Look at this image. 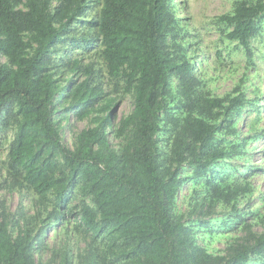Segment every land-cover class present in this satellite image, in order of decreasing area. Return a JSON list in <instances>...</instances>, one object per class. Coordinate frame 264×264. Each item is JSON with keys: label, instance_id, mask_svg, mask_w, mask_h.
I'll return each mask as SVG.
<instances>
[{"label": "trees", "instance_id": "obj_1", "mask_svg": "<svg viewBox=\"0 0 264 264\" xmlns=\"http://www.w3.org/2000/svg\"><path fill=\"white\" fill-rule=\"evenodd\" d=\"M176 7L0 0V196H19L13 212L0 198V264H264V196L242 206L264 172L251 162L263 99L248 89L264 0L216 18L245 59L221 95ZM72 112L89 125L69 146Z\"/></svg>", "mask_w": 264, "mask_h": 264}, {"label": "rangeland", "instance_id": "obj_2", "mask_svg": "<svg viewBox=\"0 0 264 264\" xmlns=\"http://www.w3.org/2000/svg\"><path fill=\"white\" fill-rule=\"evenodd\" d=\"M177 4V11L179 16L184 19L183 24H186L190 30L193 38L200 43V52L197 53V57L206 59L204 64L205 70L214 77L211 85L215 89L216 94H223L233 88L235 84L238 83L240 77L242 76L245 69V59L242 53L236 52V44L228 42L218 30L219 26L216 24V18L220 15L228 13L232 10L233 2L235 0H175ZM197 37V39L195 38ZM223 39V40H222ZM254 49V60L256 63L255 70L249 71L250 82L254 87H249V91L254 88L259 89L260 97L263 99L260 106L259 114V126L264 130V31L263 36L259 39L254 40L251 43ZM226 51L230 52V56H227ZM221 52V60H217V53ZM219 62L220 64H218ZM197 69L199 64L196 65ZM105 86V81L103 80ZM247 85H250L249 83ZM250 94V92H249ZM133 106L131 99L125 97L118 103L115 107V121L128 114L132 110ZM254 113L250 114L253 117ZM88 120L79 121L75 118L73 112L69 116V122L65 124L63 134L65 142L71 146L73 140L77 133L88 126ZM252 154L251 162L258 168L264 169V137L260 138L255 144V148ZM258 174L253 176V183L257 185L258 190L254 194V197L250 200V203H243V208L252 209L260 207L259 196L262 194L264 196V172L260 169H256ZM188 196L187 187L183 188L180 199L179 207L181 210L187 208V200L183 199V196ZM5 197L7 199V206L13 212L15 211L18 203L19 196L17 194H5L3 193L0 198ZM28 202V201H27ZM26 210L29 209V203H26ZM261 208L260 210H263ZM31 213L32 211L29 210ZM255 230V229H254ZM256 230L259 231L257 228ZM255 230V231H256ZM234 233V232H233ZM232 233V234H233ZM204 240V244L209 243L207 236L200 233ZM205 236V237H204ZM209 250L222 249L224 247V241L222 239L215 240L209 245ZM43 259L49 257V253L44 252L42 254Z\"/></svg>", "mask_w": 264, "mask_h": 264}]
</instances>
